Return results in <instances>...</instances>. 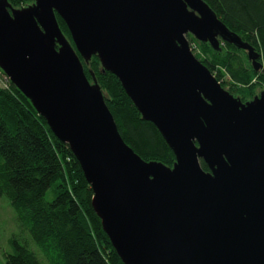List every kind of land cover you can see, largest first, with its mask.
Here are the masks:
<instances>
[{"label": "water", "instance_id": "1", "mask_svg": "<svg viewBox=\"0 0 264 264\" xmlns=\"http://www.w3.org/2000/svg\"><path fill=\"white\" fill-rule=\"evenodd\" d=\"M188 35L264 68L204 0H0V69L69 146L121 261L264 264V91L246 103L230 94ZM79 55L119 79L173 151L172 168L124 141Z\"/></svg>", "mask_w": 264, "mask_h": 264}, {"label": "trees", "instance_id": "2", "mask_svg": "<svg viewBox=\"0 0 264 264\" xmlns=\"http://www.w3.org/2000/svg\"><path fill=\"white\" fill-rule=\"evenodd\" d=\"M7 1L16 9L35 4V0ZM204 1L232 32L255 48L264 65V0ZM57 20L74 47L66 23L58 15ZM188 41L200 50L195 56L241 102L264 91V68L255 71L246 52L227 43L215 51L193 37ZM79 57L89 81L101 87L124 141L143 160L172 168L173 151L158 129L143 120L119 79L103 69L98 56L89 61ZM225 75L230 82L222 83ZM7 85L0 86V198L9 199L20 227L29 232L44 259L40 261L28 245L12 238L14 252L5 264H124L103 230L92 205L93 190L69 146L55 137L10 80ZM200 163L210 172L203 160ZM52 188L55 196L49 201Z\"/></svg>", "mask_w": 264, "mask_h": 264}, {"label": "rangeland", "instance_id": "3", "mask_svg": "<svg viewBox=\"0 0 264 264\" xmlns=\"http://www.w3.org/2000/svg\"><path fill=\"white\" fill-rule=\"evenodd\" d=\"M191 37L193 36L188 35L187 36L188 40ZM190 45L194 54L200 53L199 52L200 50L199 48H197V45L195 43L192 44L190 43ZM0 79H1L0 86L4 88H8L7 80L9 81V79H7L5 73L1 69H0ZM221 81L222 83H228L231 81V79L228 75H225ZM228 88L229 87H227V89ZM54 196H55V190L54 188H52L49 190L47 194V199L51 201L53 200ZM12 238H17L21 244L28 245V247L36 253L40 261L44 259L42 258L43 256L40 249L31 239L29 232L27 230H22V228L20 227L17 219V213L12 207L9 199L3 196L0 198V264H5L7 255L12 254L14 252L13 246L11 244ZM42 264H48V263L44 262Z\"/></svg>", "mask_w": 264, "mask_h": 264}, {"label": "built area", "instance_id": "4", "mask_svg": "<svg viewBox=\"0 0 264 264\" xmlns=\"http://www.w3.org/2000/svg\"><path fill=\"white\" fill-rule=\"evenodd\" d=\"M0 81H1V79H0Z\"/></svg>", "mask_w": 264, "mask_h": 264}]
</instances>
